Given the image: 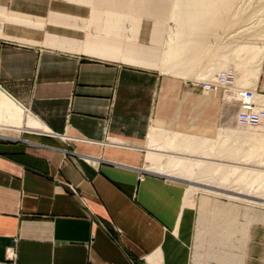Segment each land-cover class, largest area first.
<instances>
[{
	"label": "crops",
	"instance_id": "1",
	"mask_svg": "<svg viewBox=\"0 0 264 264\" xmlns=\"http://www.w3.org/2000/svg\"><path fill=\"white\" fill-rule=\"evenodd\" d=\"M171 16L170 0H0V261L264 264V211L148 170L152 131L201 140L215 121L168 40L160 59Z\"/></svg>",
	"mask_w": 264,
	"mask_h": 264
},
{
	"label": "rangeland",
	"instance_id": "2",
	"mask_svg": "<svg viewBox=\"0 0 264 264\" xmlns=\"http://www.w3.org/2000/svg\"><path fill=\"white\" fill-rule=\"evenodd\" d=\"M190 0H170V16L171 15H179L182 17L185 15L183 14L182 10H178L177 12L175 11L172 13V8L174 4H178L179 6H184L186 3H188ZM202 1H207V9L202 10V12H206V17H212L213 21L210 22L208 25L205 23L207 26L203 27V29H200L199 32H196L194 34H191V37L188 39H184L183 37L188 33L191 32L190 28H184L177 23L179 20H174L170 18V28L164 31V40L162 43H160V59H164L163 55L165 54L167 50V43L166 41H170V46H174L173 41V36L178 33L180 36H178V44H183L186 43L188 46H193L194 44L196 45L197 39L199 40V43L196 45V53H193L192 55H188L187 57L194 58L191 61L186 62L185 64H180V65H174L173 60L176 58L170 59V73H174L173 75L178 76L181 80L184 87L187 89L192 88L190 86L191 81H205L212 79L216 73L220 71H231L236 74V78L239 79L240 77V71L236 67V62L234 61H229L227 62V65L224 68H217L219 64V60L222 59V54H228L231 50H233L236 47H241V46H246V45H257V47H261L262 50L258 55L254 57L253 60H251L247 66L248 70L252 72H257L258 79L250 84L247 88L245 89H254L260 79L261 72L264 68V0H202ZM205 7V6H204ZM176 10V8H175ZM173 15V16H174ZM206 18V19H207ZM184 23V20H183ZM182 25V24H181ZM182 38V39H181ZM195 41V42H194ZM183 42V43H182ZM194 42V43H193ZM198 53V54H197ZM217 59V60H216ZM161 64V62H160ZM217 64V65H216ZM215 66V67H212ZM210 66V67H209ZM197 68V70H193ZM208 72L203 73L205 69H209ZM160 70L161 65H160ZM203 73L202 75H200ZM200 75V76H199ZM186 83V84H185ZM188 85V86H186ZM216 109L214 110H208L207 113V118H214V124L208 125V127H212L214 129V133L216 135H211L212 137H215L213 139H206L204 142V139L199 140L198 138H195L193 136L186 137L182 136L180 134H176L175 139L173 143H171L172 148H170V152L172 153H178L179 149L182 146H186L187 144L190 145V151L187 152L186 154L188 156H200L202 153L207 151L205 148H213V152L215 153L214 156L212 157L215 160L218 161H230L233 163H240L241 167L242 164L245 163V158L244 155L249 151V148L251 147V144H247L245 140L242 142H234L230 146V143L226 138H224V135H218L217 130L219 132L223 129H230V130H242L245 132H249L252 134V136L257 137L260 135H264V126L261 129L257 130H248V129H241L239 128L236 123H235V115L237 113L236 107L232 105L231 103H228L226 100H223L222 97L220 96L218 98V102L215 105ZM211 114V115H210ZM212 121V122H213ZM191 132L194 134H197V136L202 137L201 134H204L203 131L199 130L198 127H191ZM200 134V135H199ZM210 134V133H209ZM161 137V133L159 132H151L150 137H149V149L152 153H155V150H159V147L161 146V141L160 140H154L155 137ZM210 136V137H211ZM209 137V136H208ZM226 139V140H225ZM154 140V141H153ZM203 141V142H202ZM152 142V143H151ZM170 144V136L166 139V142ZM235 157V158H234ZM150 161H148V170L150 172H153L151 170V167L154 165H161V164H166L168 161V158L163 157V156H150ZM256 162V163H255ZM258 160L253 161L251 163H247V167L253 166L255 169H258ZM245 167V166H243ZM242 167V169H243ZM150 168V169H149ZM261 169V168H260ZM154 173V172H153ZM158 174V173H156ZM168 173H161L159 175H164L167 177ZM172 174H176L175 172H172ZM205 174L202 172H197L194 173L191 178L185 180H188L189 182H199L200 184H209L211 186H216V182L218 178H215L213 181H210L209 183L208 180H205ZM175 175L169 177L174 180L176 177ZM176 181L182 182L183 184L186 185L188 188L189 192L194 196V198L197 200V203L199 201L200 197H203L204 194L210 195V197H216L218 201H221L222 204L224 205H230L232 204L233 201L230 200H235L238 202H233L238 204L240 207H245L248 205H253L250 203H247L246 200L250 201L251 197H263L261 195V190L255 191L256 193H247L244 191H240V187L236 186L233 181L230 180V183H226L224 185V190H228L231 192H238L240 195H233V193H227V192H222V195H212L208 192L205 191H200L199 188L206 189V190H213L212 188H207V187H201V186H195L192 184H189L187 181H182L181 179H175ZM233 182V184H232ZM192 186L197 187L199 190L192 189ZM245 195H248L247 198ZM234 197V198H232ZM228 199V200H227ZM245 203V204H244ZM254 209L259 210V211H264V206L263 205H253ZM250 207V206H247ZM252 208V207H251ZM243 210V209H242ZM198 211V207H197ZM254 214V212H251ZM241 222H244L242 220H239ZM206 245L209 243L211 244L212 241L210 238V234L208 231V234L206 236ZM204 238L201 242L198 244H203Z\"/></svg>",
	"mask_w": 264,
	"mask_h": 264
},
{
	"label": "bare ground",
	"instance_id": "3",
	"mask_svg": "<svg viewBox=\"0 0 264 264\" xmlns=\"http://www.w3.org/2000/svg\"><path fill=\"white\" fill-rule=\"evenodd\" d=\"M173 6L176 8V12L178 10H182L183 14L185 15L182 17V15L177 16L176 14L175 15L173 14L174 16L172 15L170 18L174 20L176 19L179 20V21L177 20L176 21L177 23H179L181 27L191 29L190 33L184 36H181L183 37V41L184 39L186 38L188 39L189 37H191V34L199 32L200 29H203L204 26L206 27L210 22L213 21L212 19H214L212 17L207 18L206 12H202V10L204 11V9H207V1L190 0L184 6H179L178 4H174ZM183 20H184V23H183ZM205 23H207V25ZM178 36H180L178 33H176L173 36L172 42H174L175 40L176 41L174 42L175 43L174 46H172L173 44L170 46L169 48L170 56H168L172 60L173 58H176L175 60H173L174 63L178 61L175 63L176 65H180L181 61L184 60V58H186L189 54L192 55L193 53L198 52L196 51L198 50L196 49V45L199 43V40L197 39L196 45L194 44L193 46H188L186 45V43H183V42H182L183 44H178L177 42ZM168 42L170 43V41ZM261 50L262 48L260 46L257 47V45L255 44L241 46V47L238 46L234 48L233 50H231L228 54H222V59L219 60V63H218L219 65L217 66V68L218 69L224 68L227 65V62L229 61L236 62L235 63L236 67L240 71V77L239 79H237L236 74L233 72L236 78L235 86L239 88L240 87L247 88L250 84L254 83L258 79L257 77L258 73L248 70L247 66L249 62L253 60L254 57L260 53ZM188 58L190 57H187V59ZM185 63L186 62H184V64ZM202 94L203 96H201L200 99H202L206 103V105L207 104L216 105V103L218 102V98L220 96L222 97L223 100H226L228 103H231L232 105H234L232 101V97H233L232 93H225L223 90L217 89L215 92H209V93L202 92ZM238 127L241 129L257 130V129H261L263 126H258L255 128L241 127V126H238ZM206 128H207V136L204 137L205 138L204 142H206L208 139L215 138V137H212L211 135L213 136L216 135V134H213L214 129L212 127L207 126ZM217 132H218L217 134L220 136L224 135V138H226L228 142L230 143V146H229L230 148H231L233 141L242 142L245 140L246 142H248L247 144H251L249 151L244 155L245 163L242 164V167L243 166L245 167H243V169L240 163L238 162L237 163H233L230 161L224 162V161H218V160L213 159L212 157L214 156L215 153L213 152L212 147L208 149L205 148L207 151L202 153L200 156H188L186 154L187 152L190 151L189 150L190 145L188 144L186 146H182L179 149L178 153L170 152V148H172L171 143H173L176 134L178 135L176 131L170 128V131L165 130L163 132H160L161 137L163 141L165 142L168 136H170V144L162 143L163 145L159 147V150L155 151V152H159L160 155L168 158V161L166 162V164L163 163L161 165H154L153 167H151V170L154 173H158V174H161L163 172L168 173L167 177L168 176L171 177L175 175L174 176L176 177L175 179H181L182 181H187V182L189 181L185 180V178L189 179L191 178V176L194 175V173H197V172L206 173L205 180H208L207 183H209L210 181H213L218 176V178L215 179L217 180V182L215 184L216 186L214 187L209 184H205V183L200 184L199 182H189V184H192L195 186H201V187L203 186L207 188L213 187V190H206L202 188H199V189L200 191H205L215 196L222 195V192L233 193V195H240L238 192H231L226 189L224 190L223 187L226 183L229 182L231 185L230 180L233 181L234 184H236V186L240 187L239 190L241 192L244 191L246 192V194L247 193L252 194V193H256L255 191L261 190L262 192L261 195L263 194L262 196H264V135L254 137L249 132H245L242 130H230L227 128L224 130L222 129L220 132L219 130H217ZM256 160H258V163H257L259 167L258 169H255V167L253 166L247 167L248 166L247 163H251ZM172 172H175L176 174H172ZM192 185H191L192 189L199 190L197 187L192 186ZM226 186L228 185L226 184ZM256 194H258V192ZM245 197L250 198L248 197V195H245ZM250 199H251L250 201L246 200V202L253 204V205H263L264 206L263 197L256 196V197H251Z\"/></svg>",
	"mask_w": 264,
	"mask_h": 264
},
{
	"label": "built area",
	"instance_id": "4",
	"mask_svg": "<svg viewBox=\"0 0 264 264\" xmlns=\"http://www.w3.org/2000/svg\"><path fill=\"white\" fill-rule=\"evenodd\" d=\"M235 74L231 71H220L212 79L191 81V87L202 92H215L217 89L232 93V101L236 107L235 123L241 127L255 128L264 126V68L257 86L252 90L235 86ZM233 90V91H232ZM0 264H20L16 261L12 249Z\"/></svg>",
	"mask_w": 264,
	"mask_h": 264
}]
</instances>
